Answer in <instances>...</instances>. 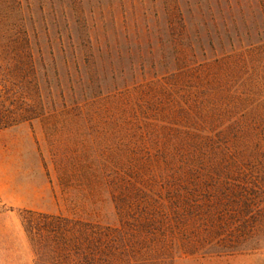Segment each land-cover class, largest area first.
I'll list each match as a JSON object with an SVG mask.
<instances>
[{
	"label": "rangeland",
	"instance_id": "1",
	"mask_svg": "<svg viewBox=\"0 0 264 264\" xmlns=\"http://www.w3.org/2000/svg\"><path fill=\"white\" fill-rule=\"evenodd\" d=\"M12 12L4 25L0 0V102L28 105L0 129V264H33L20 211L118 226L115 187L144 176L137 164H163L181 133L219 130L249 109L237 99L264 97L248 94L251 70L231 72L264 42V0H21ZM19 31L27 49L3 50ZM172 263L264 264V244Z\"/></svg>",
	"mask_w": 264,
	"mask_h": 264
},
{
	"label": "trees",
	"instance_id": "2",
	"mask_svg": "<svg viewBox=\"0 0 264 264\" xmlns=\"http://www.w3.org/2000/svg\"><path fill=\"white\" fill-rule=\"evenodd\" d=\"M20 2L1 0L4 25L13 5ZM2 38L6 52L27 49L24 31L4 32ZM246 55L231 72H253L255 81L248 94L254 96L264 91V42L248 48ZM20 56L17 63L23 59ZM239 104L249 109L237 117L227 115L219 130L181 133L189 142L175 144L174 152L164 151L168 160L163 164L139 163L136 167L144 176H129L124 186L116 184L113 203L118 226L20 211L33 264H173L176 254L260 249L264 244V97L240 98ZM27 105L23 93L3 97L0 129L26 121ZM206 118L203 121L214 124L225 116Z\"/></svg>",
	"mask_w": 264,
	"mask_h": 264
}]
</instances>
